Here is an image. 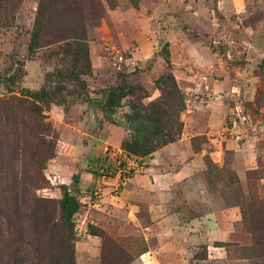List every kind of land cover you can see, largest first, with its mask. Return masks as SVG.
I'll return each instance as SVG.
<instances>
[{"label": "rangeland", "instance_id": "1", "mask_svg": "<svg viewBox=\"0 0 264 264\" xmlns=\"http://www.w3.org/2000/svg\"><path fill=\"white\" fill-rule=\"evenodd\" d=\"M36 7L37 0H20L15 9L6 8L0 16V74L7 75L8 69L13 72L19 67L26 72L15 84L13 92L6 88L5 79L0 81V181L6 184L15 177L20 178L21 147L25 138L33 137L28 135L29 131L25 135L23 130L32 125L29 124L32 116L18 89H37L44 72L60 62L58 58L46 59L44 50H39L32 60L26 57ZM83 8L93 75L92 80L85 79L87 85L94 87L92 91L98 93V97L125 75L127 83L144 87V103L157 99L160 92L154 80L165 70L160 54L163 45L168 43L169 51L173 41L188 45L185 46L187 50L173 51V56L179 59L186 53V60L191 64L189 74L208 73L211 82L206 76L198 75V81L190 82L195 90L188 96L179 86L185 96L183 111L190 107L192 100L205 103L209 109L224 110L223 127L205 136L198 135L203 138L195 145L205 146L210 151L217 145H225L228 140L241 144L251 139L256 155L253 168H245L240 175L229 165L221 166L209 158L211 175L207 176L205 169L199 173L201 187L191 189L182 202L178 218L184 227L180 232L186 238L181 241L182 247H179L180 242L162 237L163 228L176 227L148 225L149 210L144 203H136L137 207L114 205L103 210L81 202L83 206L79 215L76 213L73 217L75 264H101L103 248L106 260L112 264H145V259H149L147 264H248L241 246L250 245L252 237L242 229L240 206L249 200L248 170L264 167V0H140L136 9L129 0H83ZM117 54L123 55V61H118ZM212 60L213 65L210 64ZM173 69L171 63L172 72ZM213 83L217 84L215 88ZM208 84H211L210 90ZM203 97L206 101L202 100ZM126 110L123 100L115 117L120 119ZM232 120H235L233 126ZM43 121L53 126L47 115ZM227 127L233 131L225 132ZM53 128L59 138L57 128ZM60 132L67 142L78 136L75 130L61 128ZM117 137L114 134L112 139ZM80 138L77 142H86L84 134ZM63 144L56 150L67 154L70 145ZM54 157L47 160L43 169L45 175L48 163ZM226 158L234 164L241 161L236 154H226ZM207 159L205 156L206 166ZM46 177L50 188L37 190V194L59 197L58 182L53 183ZM254 181L258 192L263 195L264 177ZM121 188L113 190V196L118 195ZM10 190V186L0 183V193ZM102 195L97 198L101 199ZM194 213H213L219 230L212 233L204 222L187 224ZM17 219L10 235L3 223L6 230L0 234V264H31L29 260L34 255L31 238L25 233L26 239H21L24 236L23 218L19 215ZM91 229L98 234H91ZM193 234L198 235L199 241L192 238ZM177 237H181L180 234ZM214 239L227 244L214 246ZM201 244L207 245V258L191 263L192 254Z\"/></svg>", "mask_w": 264, "mask_h": 264}, {"label": "trees", "instance_id": "2", "mask_svg": "<svg viewBox=\"0 0 264 264\" xmlns=\"http://www.w3.org/2000/svg\"><path fill=\"white\" fill-rule=\"evenodd\" d=\"M20 0H0V16L8 8H16ZM140 0H129L134 8L139 7ZM86 20L83 0H37L33 24L26 45L27 59H34L39 50L45 51L46 59H59V64L52 70L45 71L39 88L19 87L18 91L26 103L32 122L24 127L25 138L21 147V176L13 180L0 181L10 186L8 193H0V234L5 227L9 235L17 217L23 218L21 239L31 238L33 256L31 264H75V223L73 217L83 206L78 199V189L73 185L78 175L72 176V184H57L59 197L39 196L37 190L50 188L48 178L43 172L49 158L64 145L58 138L52 124L43 121L45 110L51 104L62 105L67 109L78 101L92 102L85 77L92 75L90 52L87 41ZM209 47L214 50L212 45ZM165 62V70L154 80L160 92L157 99L144 103L145 89L140 84H129L125 75L120 76L116 85L103 90L97 105L103 118L110 123L122 126L127 135L121 140L120 147L136 157H147L163 146L175 141L181 134L183 122L181 112L185 109V96L171 70L169 44L165 43L160 51ZM13 65H11L12 68ZM25 70L18 68L7 75L0 74V81L6 80V88L13 92L16 83L23 78ZM126 102L127 110L120 119L115 113ZM202 136L191 139L192 148ZM24 139V135H23ZM206 174L211 175L212 168L207 159ZM234 174V173H233ZM235 179L237 177L234 174ZM249 200L241 204V224L243 231L251 234L252 243L241 246L249 260L248 264H264V194L258 192L255 178L264 177V167L247 172ZM210 183V181H209ZM1 203H5L3 205ZM91 234L98 233L91 229ZM106 243V241H105ZM110 244V243H108ZM214 246H225L227 243L214 241ZM101 264H112L106 260L104 248ZM207 245L201 244L193 254L190 262L207 258Z\"/></svg>", "mask_w": 264, "mask_h": 264}, {"label": "crops", "instance_id": "3", "mask_svg": "<svg viewBox=\"0 0 264 264\" xmlns=\"http://www.w3.org/2000/svg\"><path fill=\"white\" fill-rule=\"evenodd\" d=\"M185 46L188 47V45H178L177 42L173 41L170 44V51L175 78L188 96L193 94L195 90L194 85L190 84L191 81H198V75L206 76L207 81L210 80V77L208 73L207 75L199 73L196 76L189 74L188 68L191 64L189 59V61L186 60V53L183 58L179 59L173 56L175 50H187L188 48ZM210 64L213 65V60ZM92 76H88L87 80H90ZM216 85L213 83L214 88ZM207 87L209 90L212 88L211 84H208ZM88 88L92 102H74L67 109L62 105L51 104L49 109L44 112L52 121L53 126L57 128L59 140L70 145L67 154H60L59 152L50 160L45 172L46 175L53 183L58 182V184L67 185L73 183V175H78V181L73 185L78 189V199L86 203L88 207L93 206L104 210L111 209L114 205L122 207L127 204L137 207L138 204L136 203H144L149 210L148 225L176 227L163 228L162 234L164 235L162 237L169 241L180 242L179 247H182L181 241L186 240V238L181 233L183 231L181 228L184 227L178 218L181 214L182 202H185L184 199L187 198L188 193H191V189L197 190L198 187H201L199 173L207 168L204 157L211 158L221 166L223 164L229 165L239 174L245 168H253L255 164L256 152L252 140H246L241 144H237V141L228 140L225 145H217L216 149L210 151L201 145L198 151H194L191 139L198 135L205 136L219 127H223L224 110L209 109L206 108L205 103L200 104L198 101L192 100L190 107L188 106L189 108L180 115L183 121L180 136L150 156L136 158L138 163L144 164V170L136 171L129 181L121 186L118 195L113 196L112 194L116 178L105 179L102 188L103 197L98 199L99 196H94L92 191L99 179L98 168L102 164L103 149L108 146L120 147L121 140L127 135V131L122 126L107 122L103 118L102 111L97 105L100 98L98 97L99 94L92 91L94 87L88 85ZM205 92L203 91V93ZM202 100L206 101L204 97ZM213 127L215 128L213 129ZM61 128L64 131L75 130L78 135L77 138L72 142L64 141L60 132ZM82 134L86 137L85 143L77 142ZM114 134L118 135L115 140L112 139ZM226 154L239 155L241 161L238 164L228 162ZM162 210L163 213H161ZM130 212L133 213L132 210ZM158 214L161 216L160 218H158ZM76 215H79V212ZM192 216L193 218L189 219V223L186 222L189 225L204 222L205 227L210 229L212 233H216L220 228L213 213L204 215L194 213ZM176 233L180 234L181 237H177ZM191 236L195 241H199L197 234ZM214 241L217 240L214 239ZM144 263H149V259H145Z\"/></svg>", "mask_w": 264, "mask_h": 264}, {"label": "built area", "instance_id": "4", "mask_svg": "<svg viewBox=\"0 0 264 264\" xmlns=\"http://www.w3.org/2000/svg\"><path fill=\"white\" fill-rule=\"evenodd\" d=\"M118 61H123V55L117 54ZM235 120H232V126ZM232 126L230 128H232ZM230 128H226L225 132H232ZM102 164L98 168L99 179L93 187V195L100 196L102 193L103 183L105 179L116 178L114 190L127 183L135 171L144 170V164L138 163L136 156L123 150L121 147L108 146L103 149L101 156Z\"/></svg>", "mask_w": 264, "mask_h": 264}]
</instances>
